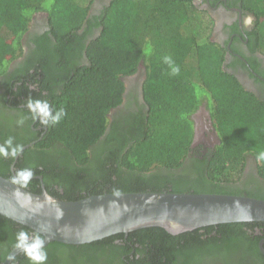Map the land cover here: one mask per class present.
<instances>
[{"label": "trees", "instance_id": "trees-1", "mask_svg": "<svg viewBox=\"0 0 264 264\" xmlns=\"http://www.w3.org/2000/svg\"><path fill=\"white\" fill-rule=\"evenodd\" d=\"M195 1L111 0L100 15L90 17L94 0H0V77L8 86L1 99L12 108L2 109L0 100V146L9 137L14 145L34 143L17 160L0 156V175L12 180L17 171L30 168L34 176L25 189L42 193L45 188L66 201L124 192L264 199V161L256 160L264 150V97L247 91L226 70V48L210 38L214 18L210 15L209 22V12ZM240 1L255 18L251 42L264 53V0ZM38 11L48 13L50 29L28 39L34 49L10 72L9 63L23 55L25 33ZM165 56L179 66L178 75L170 74ZM141 64L144 110L126 119L111 117L127 92L125 78ZM200 86L206 91L202 97ZM29 99L48 101L53 113L63 108L67 115L45 126L33 119ZM203 99L220 142L194 153L191 115ZM11 119L24 122L12 126ZM249 158L257 171L245 186ZM20 230L38 233L0 214L1 261L14 249ZM263 238L264 222L244 221L177 235L143 228L87 244L52 242L45 250L47 264H213L207 255L264 264ZM20 260L31 264L24 253L13 264Z\"/></svg>", "mask_w": 264, "mask_h": 264}, {"label": "water", "instance_id": "water-1", "mask_svg": "<svg viewBox=\"0 0 264 264\" xmlns=\"http://www.w3.org/2000/svg\"><path fill=\"white\" fill-rule=\"evenodd\" d=\"M0 214L43 235L46 247L52 242L87 244L150 227L177 235L221 223L264 222V199L215 193L124 192L66 201L45 188L34 193L0 175ZM20 252L14 248L5 264H11L9 257Z\"/></svg>", "mask_w": 264, "mask_h": 264}, {"label": "flooded vegetation", "instance_id": "flooded-vegetation-1", "mask_svg": "<svg viewBox=\"0 0 264 264\" xmlns=\"http://www.w3.org/2000/svg\"><path fill=\"white\" fill-rule=\"evenodd\" d=\"M197 1L195 2L203 6L204 10H207L215 16H213L216 26L214 34L216 39L220 41V44L226 48V70L231 74H234L247 91L254 93L256 96L264 97V53L256 47L254 48V44L251 42V32H253L255 28V22L254 19H251L250 21L247 19L250 16L252 18L254 16L242 7V2L240 0H217L216 2H214L215 0ZM110 2L111 0H94L93 8L90 11V17L95 14L100 15L101 11L105 8V6L109 5ZM36 14V18L33 19L32 25L29 26V29L24 36L27 49L24 50L21 57H17L9 63L8 70L10 72L20 68L21 63L25 61L28 54H31L32 48L34 49V44L28 39L30 37L34 38L36 34H46L50 29L48 26L49 21L47 13L42 11ZM84 60L85 59H82V61ZM143 70V66H140L139 70L133 76L126 77L127 80L125 81L127 85V92L124 95L123 103L112 110L110 113L111 117H117L120 115L126 119L127 117L136 115L144 110L143 105H145V102L142 96V82L144 78ZM6 80L7 78H3V76L0 77V100L5 103L3 104L2 109L11 110V105L1 99L2 95L8 91ZM8 97L11 98V94L8 93ZM191 116L194 121L195 134L192 143L194 151H192L194 153L196 151L206 153L220 142L219 135L214 127L213 120L210 115L207 99H203L201 101L200 105ZM42 127L43 126L35 127L34 124H32L31 128L35 131H41ZM249 161L250 162L249 164L247 163L242 180L243 185L245 186L249 182L250 176L253 174L251 159ZM260 234L263 233L261 232ZM262 241H264V238L260 241L259 245ZM116 242H118V240ZM21 253L23 252H20L19 254ZM1 254H4V246L2 244L0 245V255ZM8 255L4 260H0V264H5ZM14 259H12L11 264H13ZM205 260L211 263L213 262V264L230 263L225 257L219 255H207ZM237 261L236 263L238 264ZM15 264H23V262L20 260Z\"/></svg>", "mask_w": 264, "mask_h": 264}, {"label": "clouds", "instance_id": "clouds-1", "mask_svg": "<svg viewBox=\"0 0 264 264\" xmlns=\"http://www.w3.org/2000/svg\"><path fill=\"white\" fill-rule=\"evenodd\" d=\"M164 62L169 65L171 75H178L180 73L179 66L174 63L171 57L165 56ZM27 107L32 112L33 119L39 118L40 123L45 126L49 125V123L58 124L67 115L63 108L57 109L53 113L48 101H33L29 99ZM18 123L22 124L23 120H20ZM4 143L6 146H0V156L5 158L9 156L15 158L23 149L22 145H14L12 137H9ZM256 160L257 162L264 161V150L257 153ZM33 176L34 172L30 168L21 169L12 177L11 182L14 184L19 183L22 187H27L28 182ZM14 248L22 251L29 261H31V264H47L48 255L45 250V239L39 233H33L30 236L27 231H18ZM9 259H14V257L10 256Z\"/></svg>", "mask_w": 264, "mask_h": 264}, {"label": "rangeland", "instance_id": "rangeland-1", "mask_svg": "<svg viewBox=\"0 0 264 264\" xmlns=\"http://www.w3.org/2000/svg\"><path fill=\"white\" fill-rule=\"evenodd\" d=\"M77 2H79V1H81V2H83V0H76ZM48 2V5L50 6L51 5V3H49L50 1H47ZM198 2V1H197ZM196 2V3H197ZM197 5L198 6H200V8L201 9H204L203 8V6H201L200 4H198L197 3ZM45 13H47V12H45ZM213 17L214 15H212L211 13H209V17H208V19H209V22H211L212 20V18H211V16ZM41 17H45V16H41ZM47 17H48V13H47ZM215 17V16H214ZM249 21L251 20V19H254V22H255V18L253 17H248L247 18ZM44 20H46V19H44ZM32 21H33V19L31 20V22H30V26L32 25ZM213 21H214V19H213ZM215 22L212 24V31L210 32V38L212 39V40H216L217 42H219V44H220V41H218L217 39H216V36H215V34H214V32H215ZM198 28V31H200V33H204V32H206L207 30L205 29V28H203V29H200L199 27H197ZM188 30H191L190 28H188ZM262 32H264V26H263V29H262ZM1 43V42H0ZM24 45H25V50L27 49V47H26V42H25V38H24ZM0 50H1V46H0ZM3 50V49H2ZM141 66H143V68H144V65L143 64H141ZM144 79V78H143ZM125 80H127V78H125ZM197 93H198V95L200 96V97H202V95H206V91H205V89L203 88V87H198V89H197ZM210 102H211V99H210ZM12 121H11V124H12V126L13 125H21L20 123H18L20 120L19 119H11ZM24 120V119H23ZM24 122V121H23ZM21 131H22V129H20ZM251 158H249L247 161V163L249 164V160H250ZM251 165H252V170H253V168L255 169V170H253V173L254 172H256L257 170H256V168L255 167H257V163L255 162V161H253L252 159H251Z\"/></svg>", "mask_w": 264, "mask_h": 264}, {"label": "crops", "instance_id": "crops-1", "mask_svg": "<svg viewBox=\"0 0 264 264\" xmlns=\"http://www.w3.org/2000/svg\"><path fill=\"white\" fill-rule=\"evenodd\" d=\"M38 12H42V11H38ZM38 12H36V13H38ZM44 12V11H43ZM36 13H34L33 15H32V18H31V20L32 19H34V18H36L35 16L37 15ZM36 14V15H35Z\"/></svg>", "mask_w": 264, "mask_h": 264}]
</instances>
